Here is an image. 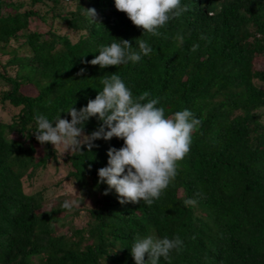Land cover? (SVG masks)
Returning <instances> with one entry per match:
<instances>
[{"label": "trees", "instance_id": "1", "mask_svg": "<svg viewBox=\"0 0 264 264\" xmlns=\"http://www.w3.org/2000/svg\"><path fill=\"white\" fill-rule=\"evenodd\" d=\"M181 3L189 10L153 36L114 0H0V101L18 108L0 120V264H135L129 248L149 235L184 241L159 264H264V87L257 84L264 82V0ZM85 8L96 10L97 22ZM83 29L72 41L71 31ZM163 31L182 34L185 62L180 54L162 56L169 54ZM120 39L137 51L146 41L152 52L103 69L86 62ZM113 73L134 96L158 98L166 116L188 109L202 121L189 153L151 206L122 205L114 190L102 194L107 185H97V169L106 166L108 148L123 141L81 145L61 160L77 204L63 209L60 196L44 209L41 192H26L24 181L59 161L50 143L35 139L34 116L51 120L70 106L79 110ZM99 124L89 118L85 134ZM189 198L193 205L184 203ZM82 209L88 216L77 226Z\"/></svg>", "mask_w": 264, "mask_h": 264}, {"label": "clouds", "instance_id": "2", "mask_svg": "<svg viewBox=\"0 0 264 264\" xmlns=\"http://www.w3.org/2000/svg\"><path fill=\"white\" fill-rule=\"evenodd\" d=\"M114 5L134 26L153 36H159V29L189 10L181 0H114ZM85 9L87 18L97 22L96 10ZM163 32L166 34L163 35V44L169 54L162 56L180 54L183 59L182 34ZM195 37L187 36V42L191 43ZM198 47L193 45L191 51ZM151 52L152 48L146 41H139L137 51L129 40L120 39V42L101 45L99 54L86 62L103 69L139 62L142 55L147 56ZM101 84L102 90L97 91L95 98L89 99L79 110L70 106L60 111H66L70 119L62 118L60 113L51 120L44 114H36L32 132L41 145L47 142L54 149L61 146L64 152L81 150V145L91 150L93 142L98 139H121L122 146L109 147L106 166L97 169V185H107L103 195L114 190L122 205L143 201L151 206L175 179L178 163L189 153L193 133L198 131L202 121L188 109L166 116L165 109L157 106L158 98H152L148 91L134 96L120 76L114 73L105 77ZM91 117L100 124L96 130L85 134L84 124ZM184 203L193 205L195 201L189 198ZM76 204L75 200H65L61 207L71 210ZM183 247L184 241L179 235L172 238L149 235L137 236L129 250L135 264H159L162 257L167 260L172 251L179 252Z\"/></svg>", "mask_w": 264, "mask_h": 264}, {"label": "rangeland", "instance_id": "3", "mask_svg": "<svg viewBox=\"0 0 264 264\" xmlns=\"http://www.w3.org/2000/svg\"><path fill=\"white\" fill-rule=\"evenodd\" d=\"M39 6H41L39 4ZM31 28L35 27V22H32ZM84 29L78 32L71 31L72 41L76 40L78 36L82 35ZM13 72V70H12ZM259 86L264 87V82L257 83ZM18 111L17 107H12L9 103H4L0 101V120H9L13 114ZM52 146V145H51ZM56 150L58 155V163L53 161H48V165L44 168H39L35 171L31 180L24 181V189L26 192H41L43 197V208L48 209L52 204L56 203V200L61 196L64 200L72 201L79 196L78 190L72 185V181L67 179L66 172L69 170V166L61 163L66 156L68 151L63 150L61 146H57ZM88 213L86 209H82L79 212V216L74 219V223L77 226H81L85 223ZM63 230V227H61Z\"/></svg>", "mask_w": 264, "mask_h": 264}]
</instances>
